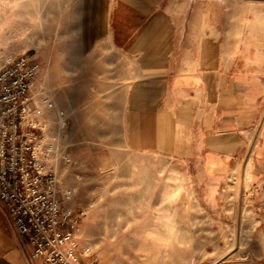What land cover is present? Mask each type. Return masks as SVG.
Returning <instances> with one entry per match:
<instances>
[{
    "label": "rangeland",
    "instance_id": "rangeland-1",
    "mask_svg": "<svg viewBox=\"0 0 264 264\" xmlns=\"http://www.w3.org/2000/svg\"><path fill=\"white\" fill-rule=\"evenodd\" d=\"M109 1L0 0V68L21 55L38 63L37 103L42 108L45 95L66 115L58 131L54 109L42 108L47 135L59 136L69 159L56 171L63 188L75 190L65 207L87 260L264 264V200L244 205L242 191L232 190L227 220L208 221L198 190L169 161L124 150L120 114L129 78L109 46Z\"/></svg>",
    "mask_w": 264,
    "mask_h": 264
},
{
    "label": "crops",
    "instance_id": "crops-1",
    "mask_svg": "<svg viewBox=\"0 0 264 264\" xmlns=\"http://www.w3.org/2000/svg\"><path fill=\"white\" fill-rule=\"evenodd\" d=\"M104 25L129 78L124 150L169 161L208 221L227 220L235 189L262 204L264 0H110ZM0 264H38L1 201Z\"/></svg>",
    "mask_w": 264,
    "mask_h": 264
},
{
    "label": "built area",
    "instance_id": "built-area-1",
    "mask_svg": "<svg viewBox=\"0 0 264 264\" xmlns=\"http://www.w3.org/2000/svg\"><path fill=\"white\" fill-rule=\"evenodd\" d=\"M38 63L24 55L0 68V201L9 223L38 264H92L76 238L77 220L65 207L75 190H65L58 162L69 161L59 136H49L42 108L55 112L58 131L67 118L51 99L37 103ZM43 94V93H42Z\"/></svg>",
    "mask_w": 264,
    "mask_h": 264
}]
</instances>
